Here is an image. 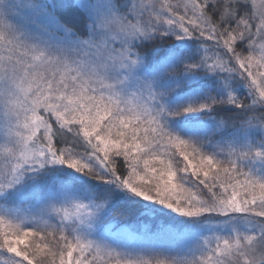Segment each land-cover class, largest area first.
<instances>
[{
  "label": "snow or ice",
  "instance_id": "1",
  "mask_svg": "<svg viewBox=\"0 0 264 264\" xmlns=\"http://www.w3.org/2000/svg\"><path fill=\"white\" fill-rule=\"evenodd\" d=\"M0 264H264V0H0Z\"/></svg>",
  "mask_w": 264,
  "mask_h": 264
}]
</instances>
